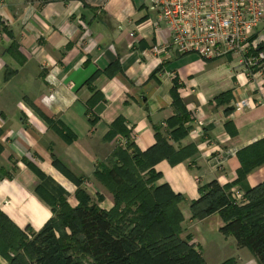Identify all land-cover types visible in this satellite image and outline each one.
I'll return each instance as SVG.
<instances>
[{
	"label": "crops",
	"instance_id": "1",
	"mask_svg": "<svg viewBox=\"0 0 264 264\" xmlns=\"http://www.w3.org/2000/svg\"><path fill=\"white\" fill-rule=\"evenodd\" d=\"M149 4L0 0V209L21 229L37 232L54 217L38 188L75 207L80 186L93 199L103 196L100 206L110 210L98 165L112 167L128 138L145 152L157 143L156 128L186 132L168 142L194 152L175 164L156 163L161 176L154 186L183 197L182 237L191 235L206 260L202 239L221 233L225 223L219 213L192 219L190 204L212 180L230 194L243 190L237 153L264 139V67L259 76L231 57L206 60L173 47L154 52L156 44L169 45L170 34ZM254 43L264 46V22ZM241 100L248 105L236 111ZM61 124L76 135L73 142L55 128ZM263 181L264 164L246 184Z\"/></svg>",
	"mask_w": 264,
	"mask_h": 264
},
{
	"label": "trees",
	"instance_id": "2",
	"mask_svg": "<svg viewBox=\"0 0 264 264\" xmlns=\"http://www.w3.org/2000/svg\"><path fill=\"white\" fill-rule=\"evenodd\" d=\"M45 118L53 123L48 116ZM61 125V129L56 125L55 128L66 141L73 142L76 135ZM184 135L186 132L176 130L164 134L156 128L157 143L149 150L140 151L128 138L126 147L117 149L118 161L112 167L98 165L97 179L114 195L110 210L100 206L103 196L93 199L80 186L75 207L66 198H55L39 187L38 192L52 206L54 217L41 230L32 232L33 238L28 241V228L18 227L0 209V253L7 257L8 264H86V257L90 264H207L200 249L190 243L191 235L182 238L183 197L167 185L154 186L161 176L156 163L167 158L175 164L194 152L192 146L176 151L169 144L168 137L178 139ZM237 156L241 166L236 182L247 202L237 204L228 187L212 180L200 185L199 198L191 202L192 219L219 213L225 223L220 232L233 236L239 248H249L259 264H264V181L255 187L246 184L248 174L264 164V139L239 150ZM63 229L70 231H65L70 240L79 239L82 256L74 254L71 242L57 236V231ZM24 246L29 249V260L22 255L10 257L8 250Z\"/></svg>",
	"mask_w": 264,
	"mask_h": 264
},
{
	"label": "built area",
	"instance_id": "3",
	"mask_svg": "<svg viewBox=\"0 0 264 264\" xmlns=\"http://www.w3.org/2000/svg\"><path fill=\"white\" fill-rule=\"evenodd\" d=\"M149 10L170 34L169 45L156 44L154 52L173 47L206 60L231 57L250 74L263 75L264 46L254 43V36L264 22V0H150ZM246 105L241 100L234 108ZM231 196L237 204L246 200L241 189Z\"/></svg>",
	"mask_w": 264,
	"mask_h": 264
},
{
	"label": "rangeland",
	"instance_id": "4",
	"mask_svg": "<svg viewBox=\"0 0 264 264\" xmlns=\"http://www.w3.org/2000/svg\"><path fill=\"white\" fill-rule=\"evenodd\" d=\"M105 194L107 196H110V199H112L111 203L113 204V207V192L106 188ZM128 217L131 219L134 218L133 215H128ZM27 228L28 231H26V235L27 240L29 241L33 238L32 232H34V229L29 226ZM65 231L70 234V231L68 229H63L57 231V236L62 237L63 240L71 242L74 254L78 257L82 256L83 254L80 251V244L78 243L79 239H77L78 241L70 240L71 238L69 237V235H67V233H65ZM205 235L206 236L204 240L202 239V241L203 243H205L203 246V252L206 257L207 264H247L250 260L256 258L254 253L249 248H244V250L238 249L236 247V243L233 236H226L222 233ZM8 252H10V257L22 255L26 260H29L30 258L29 249L26 246L18 250L10 249L8 250ZM84 261L86 264H90L91 262L90 259L87 257L84 258ZM8 262L9 260L7 259V257L0 253V264H8ZM257 264H259V262Z\"/></svg>",
	"mask_w": 264,
	"mask_h": 264
}]
</instances>
